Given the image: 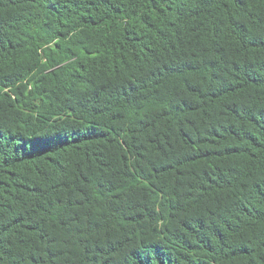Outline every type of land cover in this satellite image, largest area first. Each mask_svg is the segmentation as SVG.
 <instances>
[{"label":"trees","instance_id":"1","mask_svg":"<svg viewBox=\"0 0 264 264\" xmlns=\"http://www.w3.org/2000/svg\"><path fill=\"white\" fill-rule=\"evenodd\" d=\"M0 264H264V0H0Z\"/></svg>","mask_w":264,"mask_h":264}]
</instances>
